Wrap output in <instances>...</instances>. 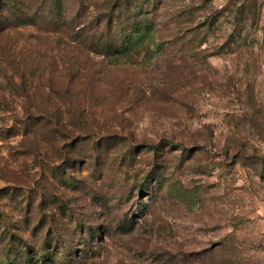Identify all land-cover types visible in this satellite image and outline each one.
<instances>
[{
	"label": "rangeland",
	"instance_id": "rangeland-1",
	"mask_svg": "<svg viewBox=\"0 0 264 264\" xmlns=\"http://www.w3.org/2000/svg\"><path fill=\"white\" fill-rule=\"evenodd\" d=\"M145 19L130 62L87 48ZM26 251L264 264V0H0V264Z\"/></svg>",
	"mask_w": 264,
	"mask_h": 264
},
{
	"label": "trees",
	"instance_id": "trees-1",
	"mask_svg": "<svg viewBox=\"0 0 264 264\" xmlns=\"http://www.w3.org/2000/svg\"><path fill=\"white\" fill-rule=\"evenodd\" d=\"M256 7V2L246 4H241L239 6L240 14H244L246 12H250L252 7ZM211 22V21H210ZM100 24H103L102 21H100ZM213 22H211V25ZM103 28L102 30H99V38L98 43L92 42L91 45L87 48H90L98 55L109 58L112 61H118L122 58L125 59V61H129L133 58L136 54L141 53L146 47L143 45V41L146 38H150L151 40L156 39L157 34V26L151 19H145L144 23H133V25L129 28H123L119 31L121 33L114 34V28L113 25L107 24V29ZM80 43L86 45L89 40V35H85L86 38H82L83 35H81L78 32L77 35ZM88 38V39H87ZM139 39L141 44L137 45L136 40ZM156 46L159 49L160 44L158 41H156ZM149 46H147L148 48ZM29 251V250H28ZM82 257V256H81ZM28 259V262L30 264H55V258L50 254V252L46 253H40L38 258H36L35 261H31L30 254L26 251L24 253V260ZM81 259V258H80ZM22 261V259L20 260ZM19 261V263H20ZM35 262V263H34ZM21 264V263H20ZM57 264V263H56ZM67 264H73L72 262L68 261Z\"/></svg>",
	"mask_w": 264,
	"mask_h": 264
}]
</instances>
